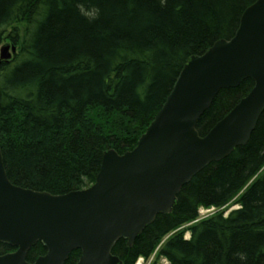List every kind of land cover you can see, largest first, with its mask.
<instances>
[{
  "label": "trees",
  "instance_id": "trees-1",
  "mask_svg": "<svg viewBox=\"0 0 264 264\" xmlns=\"http://www.w3.org/2000/svg\"><path fill=\"white\" fill-rule=\"evenodd\" d=\"M254 0H0V42L17 50L0 61V148L10 181L63 193L92 183L105 150L135 146L182 66L230 37ZM221 88L200 116L204 135L252 88ZM238 204L186 227L199 206ZM12 249L0 243V253ZM155 251V252H154ZM45 252L40 241L27 259ZM120 264H264V109L249 140L211 161L179 190ZM80 250L64 264H75Z\"/></svg>",
  "mask_w": 264,
  "mask_h": 264
},
{
  "label": "water",
  "instance_id": "water-1",
  "mask_svg": "<svg viewBox=\"0 0 264 264\" xmlns=\"http://www.w3.org/2000/svg\"><path fill=\"white\" fill-rule=\"evenodd\" d=\"M15 50L2 44L0 61ZM245 78L253 80L252 88L200 135L197 122L216 93ZM263 109L264 0H254L230 37L215 40L182 66L136 145L103 153L90 185L51 193L14 184L0 148V243L15 247L0 254V264H64L74 249L80 250L75 264H119L112 252L116 241L132 246L157 214L172 210L196 172L246 144ZM37 241L46 250L28 261Z\"/></svg>",
  "mask_w": 264,
  "mask_h": 264
},
{
  "label": "rangeland",
  "instance_id": "rangeland-1",
  "mask_svg": "<svg viewBox=\"0 0 264 264\" xmlns=\"http://www.w3.org/2000/svg\"><path fill=\"white\" fill-rule=\"evenodd\" d=\"M5 42H10L12 43L10 40L8 39H3L1 42H0V46L5 43ZM14 44V43H13ZM16 45V44H15ZM16 50H17V47H16ZM10 51V49H9ZM237 203L235 201H230L229 203H227L226 205H223L221 207H213V206H208V207H203L202 209L199 210V216L200 217H206L210 214H213L215 212H223V213H228L229 212V209L231 208H235L237 207ZM187 225L183 226V231H184V235H189L187 232H189L188 228L186 227ZM154 257H150L149 260H147L146 262L142 261L141 259H139L137 261V264H149L151 262V260L153 259ZM160 262H165L163 259H160Z\"/></svg>",
  "mask_w": 264,
  "mask_h": 264
},
{
  "label": "flooded vegetation",
  "instance_id": "flooded-vegetation-1",
  "mask_svg": "<svg viewBox=\"0 0 264 264\" xmlns=\"http://www.w3.org/2000/svg\"><path fill=\"white\" fill-rule=\"evenodd\" d=\"M34 245V244H33ZM6 252V251H5ZM2 253H4V252H2ZM28 253V252H27ZM1 254V253H0ZM70 254V253H69ZM68 258V257H67ZM28 260V259H27ZM34 260V259H33ZM33 260H28V261H33ZM66 261V260H65Z\"/></svg>",
  "mask_w": 264,
  "mask_h": 264
},
{
  "label": "bare ground",
  "instance_id": "bare-ground-1",
  "mask_svg": "<svg viewBox=\"0 0 264 264\" xmlns=\"http://www.w3.org/2000/svg\"><path fill=\"white\" fill-rule=\"evenodd\" d=\"M242 81H243V80H242ZM239 84H240V83H239ZM239 84H238V85H239ZM113 149H114V148H113Z\"/></svg>",
  "mask_w": 264,
  "mask_h": 264
}]
</instances>
